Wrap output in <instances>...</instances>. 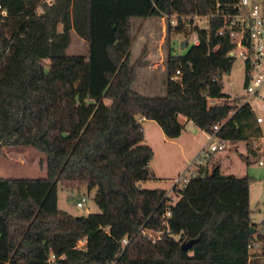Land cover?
<instances>
[{
	"label": "trees",
	"instance_id": "1",
	"mask_svg": "<svg viewBox=\"0 0 264 264\" xmlns=\"http://www.w3.org/2000/svg\"><path fill=\"white\" fill-rule=\"evenodd\" d=\"M151 2L161 16L215 11V0ZM93 18V0H0V155L5 147H33L47 167L46 177L0 176V264H250L256 253L249 245L263 249L264 236L255 237L249 175L223 174L217 163L208 169L209 157L174 187L175 204L165 190L140 184L156 176L139 117L172 139L185 129L184 116L208 134L245 140L251 148L259 132L252 106L231 103L223 93L222 75L235 62L229 55L235 44L218 34L223 21L210 18L207 29H192L198 44L187 56L208 64L193 91L187 75L172 79L184 58L169 48L163 95L135 89V65L121 87L93 95ZM171 31L168 25L167 43ZM73 33L88 45L87 54L67 53ZM59 185L97 188L100 211L74 216L59 210ZM148 231L162 234L153 241ZM189 240L194 243L183 251Z\"/></svg>",
	"mask_w": 264,
	"mask_h": 264
},
{
	"label": "rangeland",
	"instance_id": "2",
	"mask_svg": "<svg viewBox=\"0 0 264 264\" xmlns=\"http://www.w3.org/2000/svg\"><path fill=\"white\" fill-rule=\"evenodd\" d=\"M110 1L93 0V38L91 45L92 87L93 95H101L102 88L108 85L110 91L114 83L112 77L109 82L102 74L112 76L113 68L109 64L115 63L116 72L128 76L129 66L135 65L138 76L135 88L145 95H163L166 84V53L172 48L174 56H182L184 62L181 68L180 78L187 75L190 79V89L194 90L195 80L198 76L205 75L208 71L207 61L204 59L190 58L188 52L198 41L197 33L192 31L195 26L204 30L208 28V20L195 18L194 25L190 23L193 16H187V25L182 31L172 28L170 41L167 43L168 18L164 24L156 12H151L153 4L151 0H118L117 7ZM51 2H54L51 0ZM42 12V8H38ZM103 12L109 13L111 18L104 25L97 24V18L102 19ZM153 13V14H152ZM150 19V20H148ZM62 29V26L59 27ZM189 39L187 46L182 49L181 43ZM88 45L75 33L67 49L69 55H84L88 53ZM154 64V67H152ZM223 93L233 103L235 100L245 101L249 94L246 91V69L244 61L238 56L230 73L222 75ZM103 86V87H102ZM111 87V88H110ZM264 92V90H263ZM109 94L104 99L109 102ZM224 101V99L222 100ZM252 107L257 117L264 120V100L255 96L252 99ZM145 133V144L153 148L154 156L150 162V169L155 172L156 178L142 181L144 189L165 190L170 197L171 204L179 199L174 187L181 180V184L191 175L199 171L197 162H194L208 142L209 134L201 131L194 125L187 123L184 116L179 120L185 123V133L180 141H172L166 144L162 141L164 136L160 126L153 120H142L139 117ZM254 121V125H255ZM257 123V122H256ZM218 139H215L217 142ZM177 142V143H176ZM180 144V145H179ZM250 146L254 152L247 150V141H229L228 149L219 151L209 160L208 169L220 164L223 174L236 176L249 175L250 184V209L253 223L258 225L256 238L264 236V165H259L264 150V123L260 125V131L250 139ZM45 155L33 147H5L0 155V176L14 178H39L45 175L42 172L45 165ZM97 188L87 187L70 189L59 185L58 208L74 216L97 213L100 208L95 202ZM85 200L84 209L77 206V202ZM261 262V260H259ZM252 264V263H250Z\"/></svg>",
	"mask_w": 264,
	"mask_h": 264
},
{
	"label": "built area",
	"instance_id": "3",
	"mask_svg": "<svg viewBox=\"0 0 264 264\" xmlns=\"http://www.w3.org/2000/svg\"><path fill=\"white\" fill-rule=\"evenodd\" d=\"M54 1V0H52ZM45 3L52 4L51 0H45ZM164 19L169 18L168 23L172 28L178 25H187V16L173 14L170 17L163 15ZM195 18H219L223 21V27L219 30V35H227L235 44V48L229 52L230 56L239 57L244 61L246 69V91L249 94L244 101L252 106V99L255 96L264 100V0H215V11L207 15H194ZM194 25V22H192ZM198 42V41H197ZM181 70L177 69L174 72L172 79L179 78ZM253 108V107H252ZM264 108V104H263ZM257 123H262L263 118L257 117ZM220 129V124L213 127L217 132ZM215 139H218L215 142ZM228 142L216 136V133L209 134L208 142L205 148L200 152L194 162L198 166L206 164L209 157L219 151H224L228 148ZM259 165H264V152L262 159L258 161ZM182 181L179 180L178 184ZM185 183L187 180L184 181ZM85 200L77 202V206L84 209ZM169 216L170 213L168 212ZM148 238L155 241L160 238L162 232L148 231ZM128 244V239L125 238L122 245ZM251 252L263 254L260 244L250 243Z\"/></svg>",
	"mask_w": 264,
	"mask_h": 264
},
{
	"label": "crops",
	"instance_id": "4",
	"mask_svg": "<svg viewBox=\"0 0 264 264\" xmlns=\"http://www.w3.org/2000/svg\"><path fill=\"white\" fill-rule=\"evenodd\" d=\"M108 2H109V0H107ZM111 3H113V5H115L114 6V8H116L117 7V3H118V0H115V1H110ZM151 12H156V10H155V7L153 6V7H151ZM102 14H104V16H102V19L100 20V18L98 19L97 18V24H98V26L99 25H104V23H105V21L106 20H108L109 18H111V16H109L110 14L109 13H106V12H103ZM153 14V13H152ZM158 16H160V18H161V20H162V22H163V24H164V21H165V19H164V17L163 16H161V15H158ZM148 20H150V19H148ZM164 30H166V25L164 24V28H163V31ZM196 44H198V42H196ZM111 66H112V68H113V74H112V76H110V75H108V77H107V75L105 74V73H103L102 74V77L103 78H105L106 79V81L107 82H109V80H110V77H112V82L114 83V85L112 86V89L113 90H116V89H118L119 87H121L124 83H125V81H126V78H127V76L126 75H122V74H120V76H118L119 74H117V72L115 71L116 69V65H115V63H113V62H110L109 63ZM152 67H154V64H153V66ZM135 84H136V82H135ZM107 87H108V85H107ZM106 87V88H107ZM134 87H135V85H134ZM111 88V87H110ZM136 89V88H135ZM255 112V111H254ZM256 114V113H255ZM180 121V120H179ZM182 123V122H181ZM187 123H190V124H192V125H194L191 121H187L186 122V125H187ZM264 123V120H263V122L262 123H256L255 122V125H254V127L255 128H257L259 131H260V125L261 124H263ZM182 124H185V123H182ZM195 126V125H194ZM196 127V126H195ZM185 128H186V126H185ZM199 129V128H198ZM202 131V130H201ZM163 132V131H162ZM184 133H185V129L183 130V132H182V134L178 137V138H168L165 134H163L164 136H162L163 137V139H162V141L164 142V143H166V144H171L172 143V141H180V139H181V137H183V135H184ZM177 143V142H176ZM229 143V142H228ZM180 145V144H179ZM206 146V145H205ZM228 149V148H227ZM247 150H249V151H251V152H254V150H253V148L251 147L250 149H247ZM259 151H263L264 152V150L263 149H260ZM216 154V153H215ZM215 154H212L211 155V157H210V159L211 158H213L214 156H215ZM46 162V161H45ZM221 166V165H220ZM199 170H200V168H198ZM42 172H45V175L44 176H42V177H46L47 176V167H46V163H45V165L43 166V170H42ZM154 174H155V172H154ZM5 178H14V176H12V177H5ZM21 178H23V177H21ZM252 220V219H251ZM253 222V221H252ZM259 260H261V262H259ZM251 263L252 264H264V255H262V254H254V256L252 257V259H251Z\"/></svg>",
	"mask_w": 264,
	"mask_h": 264
},
{
	"label": "water",
	"instance_id": "5",
	"mask_svg": "<svg viewBox=\"0 0 264 264\" xmlns=\"http://www.w3.org/2000/svg\"><path fill=\"white\" fill-rule=\"evenodd\" d=\"M188 41H189L188 38L185 39L184 41H182V43H181V48H182V49H184V48L187 46ZM255 231H256V228L253 227V226H251V232H252V233H255ZM193 243H194V240L186 241V242H184V243L182 244L181 249H182L183 251H187V250L192 246Z\"/></svg>",
	"mask_w": 264,
	"mask_h": 264
}]
</instances>
